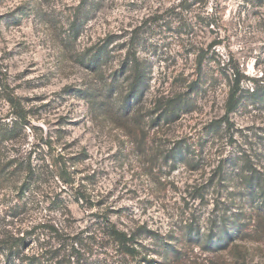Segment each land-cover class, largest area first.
Instances as JSON below:
<instances>
[{"label":"rangeland","instance_id":"obj_1","mask_svg":"<svg viewBox=\"0 0 264 264\" xmlns=\"http://www.w3.org/2000/svg\"><path fill=\"white\" fill-rule=\"evenodd\" d=\"M0 89L73 230L141 226L120 264H264V0H0Z\"/></svg>","mask_w":264,"mask_h":264},{"label":"trees","instance_id":"obj_2","mask_svg":"<svg viewBox=\"0 0 264 264\" xmlns=\"http://www.w3.org/2000/svg\"><path fill=\"white\" fill-rule=\"evenodd\" d=\"M234 97L229 98L227 111L235 104ZM7 100L13 104L14 113L20 115L15 99L8 95ZM128 102L129 97L126 105ZM16 120L14 126L0 123V264H120L116 259L138 255L140 245L135 239L141 226L133 231L123 230L98 213L96 222H102L97 227L92 224L81 230L71 228L68 205L54 194L52 186L45 184L47 178L68 177V168L47 162L41 146L42 164L36 162L35 148L21 149L17 135L25 133V126L22 117ZM19 122L21 126H17ZM81 196L91 197L84 193ZM42 203H47L44 214L43 208L39 209ZM36 209L38 216L31 214L32 219L29 218L30 210L34 213ZM29 242L36 248L27 253Z\"/></svg>","mask_w":264,"mask_h":264}]
</instances>
